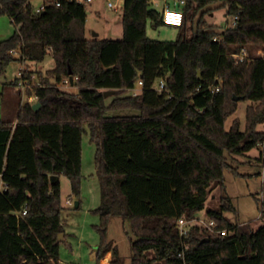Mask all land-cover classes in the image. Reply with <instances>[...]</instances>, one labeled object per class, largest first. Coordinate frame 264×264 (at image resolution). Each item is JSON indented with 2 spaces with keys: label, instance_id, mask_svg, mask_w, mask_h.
Wrapping results in <instances>:
<instances>
[{
  "label": "trees",
  "instance_id": "obj_1",
  "mask_svg": "<svg viewBox=\"0 0 264 264\" xmlns=\"http://www.w3.org/2000/svg\"><path fill=\"white\" fill-rule=\"evenodd\" d=\"M123 1V37L116 40L86 36L87 8L78 0H45L40 13L31 0H0V15L16 26L0 40V79L14 61L40 62L50 53L55 62L27 89L41 106L21 101L15 119L0 120L6 188L0 193V264L59 263L60 176L80 194L85 124L97 144L105 187L95 210L101 218L99 261L111 252V264H124L118 244L107 238L111 218L118 216L135 236L130 264H264V226L253 230L225 218V211L237 212L228 195L208 210L224 235H205L206 228L194 226L184 249L177 228L178 219L205 208L213 186L225 189L226 169L238 173L228 155L262 147L264 172V132L257 130L264 122V55L248 54L251 45L264 49V0H185L181 32L164 41L147 36L149 20L164 23L162 9L152 0ZM213 5L229 18L238 16L236 24L222 31L208 24L204 16ZM243 49L247 55L238 61L233 55ZM32 76L24 71L10 85L32 83ZM71 78L77 93L62 88ZM139 80L140 92L127 93ZM107 90L115 93L106 97ZM241 100L261 105L247 108L244 131L239 120L227 130ZM125 108L138 114H107Z\"/></svg>",
  "mask_w": 264,
  "mask_h": 264
},
{
  "label": "rangeland",
  "instance_id": "obj_2",
  "mask_svg": "<svg viewBox=\"0 0 264 264\" xmlns=\"http://www.w3.org/2000/svg\"><path fill=\"white\" fill-rule=\"evenodd\" d=\"M85 4L87 8L86 36L94 37V33L99 34V38L122 39V0H93L87 2L78 0ZM113 2L119 8H111L109 2ZM35 9L44 5L45 0H31ZM161 10V6L154 5ZM200 12L197 14V17ZM196 17V18H197ZM231 19L226 14L225 8L212 6L209 13H206L204 20L215 27L217 31H222L231 24ZM190 22L187 24L190 36ZM16 30L15 24L8 15H0V40L9 38ZM181 27L171 26L165 23L156 25L153 21L147 22V36L153 40H176ZM263 48L251 45L248 46L250 57L258 55ZM19 56V53H16ZM55 65L52 54L40 62L27 61L21 63L14 61L9 64L5 76L0 79V106L2 98L4 105L10 109H16L21 101L29 100L27 89H20V86H12L10 83L19 77L21 69L31 71L32 85L39 84V74L46 75L47 71ZM62 88L77 93L78 88L71 84L62 85ZM31 89V88H30ZM19 90V91H18ZM18 91V92H17ZM132 91L128 90L127 93ZM33 101L38 99L34 97ZM110 101V98L108 99ZM261 105L259 101L241 100L238 102L237 111L231 115L225 128L229 130L234 120L240 121V129L246 128V111L249 106L258 109ZM7 119H15L16 111L8 113ZM108 115H134L138 111L133 108L108 110ZM2 113L0 109V119ZM86 131L82 139V169H81V191L76 195L72 191L71 180L66 175L60 176L61 182V202L62 223L64 232L60 240V255L58 264H111L112 254L104 256L100 261L97 258L98 247L101 243V234L98 227L101 225V218L95 210L101 206L103 201V177L96 165L97 144L92 139L89 126L85 124ZM258 131L264 132V122L257 127ZM262 147H255L244 155H228L229 163L237 169L225 170V189L220 186H213L204 209L198 210L194 218L209 220L208 210L217 209L220 205L221 197L228 195L232 198L237 212L225 211L224 216L232 223L243 224V227L256 230L264 226V172L258 157ZM1 180V179H0ZM76 201L80 206L76 207ZM205 235L217 234L210 229L204 231ZM199 235H202L200 232ZM107 238L118 244L124 264H130L132 254L131 241L135 236L131 233L130 225L125 223L120 217L113 216L108 225Z\"/></svg>",
  "mask_w": 264,
  "mask_h": 264
},
{
  "label": "built area",
  "instance_id": "obj_3",
  "mask_svg": "<svg viewBox=\"0 0 264 264\" xmlns=\"http://www.w3.org/2000/svg\"><path fill=\"white\" fill-rule=\"evenodd\" d=\"M48 2H52L55 3L56 5H60V0H47ZM87 2H91L93 0H84ZM81 2V1H79ZM153 5H158V2H156L155 0L152 1ZM186 5V1L185 0H165V4L162 8V19L163 22L165 24L171 25V26H181L184 22V7ZM108 6L111 8H119V6H116L113 2H109ZM45 7V4L42 5L41 7L35 9L37 13H40ZM238 16H233L231 19V25H235L236 21H237ZM216 39V38H215ZM247 55V51L246 49H243L241 53L239 54H234L233 56L238 60V61H243L244 58ZM258 55H264V51L263 50H259L258 51ZM25 70L21 69L19 72V77L23 76V72ZM78 77H76L77 79ZM66 82L68 83V80H66ZM143 85V81L139 80L138 84L131 88L130 90L132 91L133 95H137L140 90L141 87ZM18 86H20V89H26V88H31L33 89V85L32 83H30L28 80H24L21 79L19 81ZM157 89L158 91H163L165 89V81L163 79H161L157 85ZM219 88L217 87L215 90H218ZM19 91V90H18ZM35 96H30L29 97V101H33ZM0 179H1V174H0ZM5 185L2 181V179L0 180V193L5 190ZM24 213H27V211L25 210ZM194 226H199L200 228H206V229H210L217 234H222L224 235L226 233V230H220L217 229L216 227V223L212 220H202V219H196V218H186V217H181L180 219H178L177 221V228H178V232L179 235L181 237L182 240V245L184 247V249H187L189 247V243L187 241L188 236L190 235V232L192 230V228ZM183 254V251L180 253V255Z\"/></svg>",
  "mask_w": 264,
  "mask_h": 264
},
{
  "label": "crops",
  "instance_id": "obj_4",
  "mask_svg": "<svg viewBox=\"0 0 264 264\" xmlns=\"http://www.w3.org/2000/svg\"><path fill=\"white\" fill-rule=\"evenodd\" d=\"M152 1H154V0H152ZM155 1L158 2V6H161V9H162L164 4H165V0H155ZM122 2H124V1L122 0ZM97 36L99 38V34ZM4 103H5V99L2 98V103H1V106H0L1 113H2V118L0 120L7 119L6 117L9 116L8 113H10L12 111H16V113H17V111H18V107L16 109L15 108L14 109H10V108L6 107V105H4ZM109 254H111V252H109L107 255H109Z\"/></svg>",
  "mask_w": 264,
  "mask_h": 264
},
{
  "label": "water",
  "instance_id": "obj_5",
  "mask_svg": "<svg viewBox=\"0 0 264 264\" xmlns=\"http://www.w3.org/2000/svg\"><path fill=\"white\" fill-rule=\"evenodd\" d=\"M98 35V33L97 32H95L94 33V36H97ZM199 76H200V73H199ZM70 81H71V85H73V78H71L70 79ZM115 93V91L114 90H107V91H105V96L106 97H108V96H110V95H113ZM241 97H239V96H234V99L235 100H239ZM41 106V102H36V103H34L33 104V108L35 109V110H37L39 107ZM59 177L58 176H52V180H54V179H58ZM75 206L76 207H78L79 206V201H76V203H75ZM62 238V234L60 235V237H59V239H61Z\"/></svg>",
  "mask_w": 264,
  "mask_h": 264
}]
</instances>
